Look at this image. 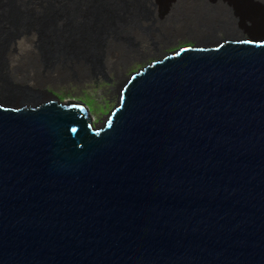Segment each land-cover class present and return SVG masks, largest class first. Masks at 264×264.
I'll use <instances>...</instances> for the list:
<instances>
[{
	"label": "water",
	"instance_id": "95a60500",
	"mask_svg": "<svg viewBox=\"0 0 264 264\" xmlns=\"http://www.w3.org/2000/svg\"><path fill=\"white\" fill-rule=\"evenodd\" d=\"M0 264H264V41L152 63L98 130L0 107Z\"/></svg>",
	"mask_w": 264,
	"mask_h": 264
},
{
	"label": "bare ground",
	"instance_id": "6f19581e",
	"mask_svg": "<svg viewBox=\"0 0 264 264\" xmlns=\"http://www.w3.org/2000/svg\"><path fill=\"white\" fill-rule=\"evenodd\" d=\"M158 4L157 0H0V107L31 110L50 101L78 103L61 101L45 89L51 79L39 83L38 75L31 76L40 66L35 51L27 53L33 54L32 63L23 68L26 57L17 58L22 38L34 44L49 67L55 66L48 77L65 65L62 82L67 83L99 74L107 78L113 66L115 70L126 67L133 56L144 55L143 45L152 46L154 60L121 81L119 99L103 123H94L87 106L78 103L85 108L93 130L107 125L112 112L121 106L122 92L132 76L152 63L185 47L207 49L226 41H264V14L255 10L243 11L229 2L211 0H175L168 9ZM179 39L185 41L183 45L165 51ZM110 58L116 60L109 62ZM32 80L36 85L30 84Z\"/></svg>",
	"mask_w": 264,
	"mask_h": 264
},
{
	"label": "rangeland",
	"instance_id": "374dc122",
	"mask_svg": "<svg viewBox=\"0 0 264 264\" xmlns=\"http://www.w3.org/2000/svg\"><path fill=\"white\" fill-rule=\"evenodd\" d=\"M174 1L175 0H157V4L159 3L158 5L162 9H168ZM219 1L224 3L229 2V4L234 5L237 7V9H241L243 11L255 10L260 14H264V2L261 3L258 0H211V2ZM247 24L251 25V22L247 21ZM242 33L244 34V36H247V31H243ZM181 42L184 44L185 41H183V39H179L178 44L172 46H176L175 48H177L178 46H180L179 43ZM146 48L147 47L143 45L141 51L144 55H140L138 57L133 56L126 67L120 66L115 70V66H113V70L108 74L107 78H104L99 74L95 77H91L90 79H86L76 83L73 81H69L68 83L62 82V72L65 71V65L60 66L63 68L62 71L53 74L52 78L48 77L50 76L48 74L52 72L55 66L49 67L46 61L43 58L39 57V54L37 52L38 50L34 49V44H31L24 38H22L17 44V58L19 59L20 56L26 57L23 61V68H25L32 63L33 58V54L27 55V53L35 51L34 54L36 56V63L38 61L40 66L38 69H36V71L31 72V76L35 79L38 75V78L41 80L39 83H42L44 80H46V78L51 79L50 81H48L49 83L46 85V87H44L45 89L58 97L61 101L84 103L92 116V121L94 123H103L107 116L110 114L111 109L116 105L119 99L121 81L129 76L133 71H136L137 69L154 60L155 52L152 46H149V48L147 49ZM175 48H173V50ZM115 60L116 59L114 58H110L109 62H113ZM67 70L69 71V69ZM30 84L36 85V82L32 80Z\"/></svg>",
	"mask_w": 264,
	"mask_h": 264
},
{
	"label": "trees",
	"instance_id": "16d2710c",
	"mask_svg": "<svg viewBox=\"0 0 264 264\" xmlns=\"http://www.w3.org/2000/svg\"><path fill=\"white\" fill-rule=\"evenodd\" d=\"M179 45L181 46V45H183V43L181 42V43H179ZM176 46H172V47H170V48H168V49H166L165 51H170V50H173V48H175ZM179 47V46H178ZM149 48V47H148ZM147 49V48H146Z\"/></svg>",
	"mask_w": 264,
	"mask_h": 264
}]
</instances>
